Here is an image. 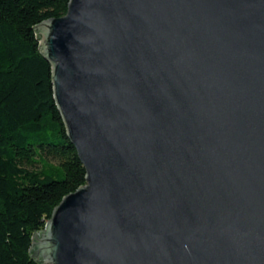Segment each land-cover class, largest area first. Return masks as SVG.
<instances>
[{
  "label": "water",
  "instance_id": "95a60500",
  "mask_svg": "<svg viewBox=\"0 0 264 264\" xmlns=\"http://www.w3.org/2000/svg\"><path fill=\"white\" fill-rule=\"evenodd\" d=\"M85 170L40 264H264V0H70L36 27Z\"/></svg>",
  "mask_w": 264,
  "mask_h": 264
},
{
  "label": "trees",
  "instance_id": "16d2710c",
  "mask_svg": "<svg viewBox=\"0 0 264 264\" xmlns=\"http://www.w3.org/2000/svg\"><path fill=\"white\" fill-rule=\"evenodd\" d=\"M70 0H0V264H40L34 234L61 200L86 185L53 100L36 27Z\"/></svg>",
  "mask_w": 264,
  "mask_h": 264
}]
</instances>
